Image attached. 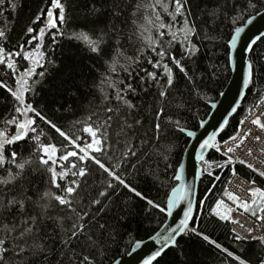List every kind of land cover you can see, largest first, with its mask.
<instances>
[{
  "label": "snow or ice",
  "instance_id": "1",
  "mask_svg": "<svg viewBox=\"0 0 264 264\" xmlns=\"http://www.w3.org/2000/svg\"><path fill=\"white\" fill-rule=\"evenodd\" d=\"M236 2L240 4L241 15H243L246 9H256L260 0L256 2L246 0L244 3L236 0ZM50 3L51 8L46 12V28L55 29L51 40L53 43H58L57 36L64 35L60 25L67 22L66 5L61 0H50ZM22 6L20 0H0V18H3L9 10L12 13L17 12ZM197 7L196 0H104L99 7L93 3L85 17L86 22L93 25L103 23L106 27L95 39L86 33H78L71 38L83 40L96 57L101 60L107 57L110 63L99 78V83L93 79L95 90L93 87L88 89L89 95L95 100L90 114L81 121H74L72 126L67 128L49 118L38 104L34 106L30 102L31 97H34L36 93L35 86L40 83L39 79L33 78H45L46 74V70L37 72V68H45L46 64L55 63L48 59L46 52L41 51L46 35L45 29H40L38 36L32 37V40L39 41L35 48L25 51V45L21 44L17 51H12L6 48V45L9 43L13 29L7 18L0 20V24L3 25L0 26V66L10 70L14 78V86H10L5 80H0V89L5 90L13 101V112L9 113L10 118L5 120L3 128H0V170L3 172V175H0V264H49L50 258L57 252L66 259L52 261L51 264H73L74 260L76 264H94L87 254L80 258L79 250L95 248L96 241L92 239V229L95 227L93 221L104 207L101 198L108 195L107 190L111 189L113 184L111 181H106L103 185L104 190L96 189V194L92 195L89 191L92 187L89 184L91 176L93 172L102 170L119 185L133 192L136 197H142L140 191L121 178L118 174L120 168L130 163L132 158L140 162L142 155H151L152 153H149L145 147L146 142L158 140L168 125L177 128L181 133L185 132V128L180 126V120H173L168 112L173 99L170 89L174 85L173 70L169 67V63L179 69L188 80L193 79L185 70L182 60L194 58L200 51L192 40V37L198 35L196 21L192 19ZM56 9L59 10L58 15H54L53 10ZM44 15L41 11V16ZM254 19H256L255 16L252 17V20ZM39 20L40 16L33 23ZM252 20L247 22L251 24ZM109 21H111L110 24ZM235 31L236 36H239L243 29L236 28ZM27 32L33 33L34 29L28 27ZM165 37L168 38L165 39ZM256 39L260 40L261 37L257 36ZM32 40L27 43L31 45ZM231 43L235 46V37L231 39ZM176 45L183 48L179 59L171 54ZM149 50L153 54L151 57L147 54ZM21 57L30 65L24 71H20L16 62ZM142 59L151 65L152 71L146 67H137ZM121 60L124 62L120 63ZM70 67L73 66H62L60 71H68ZM248 68L251 77V63ZM160 69L162 72L158 75L156 70ZM89 71L92 70L89 69ZM141 71L144 75L136 85H133L130 80L140 76ZM73 80L74 76L69 71L68 79L63 81V84L67 85ZM249 82L250 80L245 81L246 84ZM141 85H147L143 87V91L152 95L156 101L151 134L146 121L140 118L141 107L129 99L130 96L138 95L137 89ZM72 87L77 93L80 92L78 85L73 84ZM151 87L156 88L157 91L151 92ZM64 90L71 89L66 87ZM89 103L92 105L93 101ZM176 107L179 108L181 105ZM162 117L164 120L161 119ZM252 123L264 129V124H261L259 119H253ZM41 125L46 126L49 131L54 130V133L62 138L59 148L56 144L41 141V136L46 134ZM9 126H14V131L10 132ZM77 126L81 133L87 134V138L72 130ZM195 135V132H187L188 137H195ZM239 135L237 133L232 136L230 141H237ZM249 135L250 133H245L235 145L227 146L230 145V141H225L226 147L223 152H221V146L214 143V136L204 140L200 144L199 158L207 165L208 176H212L213 164L204 159L205 150L214 149L216 153L226 157L227 159L215 165L225 169L237 163V158L234 157L235 150ZM256 139L260 138L256 137ZM30 140L34 141L31 146L34 148L31 158L25 157L23 153L18 154L20 145L25 151H29ZM14 145L17 149L9 147ZM6 148L9 150L8 155L5 154ZM58 152L61 154L57 158ZM163 160L167 161L168 157L163 156ZM58 162L60 171H57L55 167ZM238 163L245 165L246 161L239 159ZM93 165L97 167L94 168ZM132 166L135 168L134 164ZM165 167H168L167 163ZM247 167L253 172H258L260 177H264V171L250 163ZM26 168L29 170L28 173L25 172ZM32 170L48 174L50 185H54L63 193L54 195L51 191L44 192L40 199L47 202L40 204L39 210L36 202H32L31 197L23 194V177L30 174ZM232 173L235 175L234 167ZM69 174L74 179L67 186L62 187L60 183H57L58 178L65 179ZM176 178L181 179L180 176ZM215 179L220 180V175H217ZM255 183L256 181L253 180L252 184L255 185ZM223 195L232 202L234 207L226 204L221 198L216 201L215 207L211 208L209 216L216 217L219 221L239 224L246 234H241L233 228L234 241L256 240L264 245V235H253L256 230L255 225L246 228L245 225L240 224L239 220L232 219L231 215L242 209L241 214H249L261 222V227H264V190L253 187L250 191L252 198L250 201H241L239 196L227 189L224 190ZM194 196L193 187L183 196H177V191H174L172 198H169L164 205L151 199L147 200V204L153 209H157L160 213L166 212L169 217L173 215V210L181 202L186 203V208L180 209L183 219L161 236L160 248L145 260V264H153V261H157V258L161 256L164 258L159 261V264H165L168 259V256L164 255L166 249L169 247L177 249V236L189 233L201 237L203 241L225 253L238 264H249V261L234 255L228 248L222 247L215 239H211L208 234L198 231L197 228L201 226L199 222L189 227L194 213ZM28 202L31 203L26 209ZM93 205L101 207L93 210ZM48 227H52L51 233L47 231ZM98 227L104 229L105 225L100 223ZM57 244H59L58 249ZM259 264H264V258L259 260Z\"/></svg>",
  "mask_w": 264,
  "mask_h": 264
},
{
  "label": "trees",
  "instance_id": "2",
  "mask_svg": "<svg viewBox=\"0 0 264 264\" xmlns=\"http://www.w3.org/2000/svg\"><path fill=\"white\" fill-rule=\"evenodd\" d=\"M20 2L23 6L17 12L12 13L9 10L3 18H0V20L7 18L13 29L6 48L17 51L18 46L23 44L25 51L32 50L39 43L38 40H32V37L38 36L40 29H45L46 35L41 51L46 52L48 59L55 63L53 65L46 64L45 68H37V72L46 70V74L45 78H33L39 79L40 83L35 86L36 93L34 97H31L30 102L34 106L38 104L39 108L43 109L44 113L58 125H63L65 128L70 127L74 121H81L90 114L95 100L89 95L88 89L93 87L95 90L93 79L99 83V78L110 63L107 57L103 60L96 57L83 40L71 37L78 33H86L95 39L100 34L106 25L103 23L93 25L86 22L85 17L93 3L99 7L104 3V0H61L66 5L67 22L60 25L64 35L57 36L58 43H53L51 40L55 29L46 28V12L51 8L50 0H20ZM244 2L246 0H241V3ZM252 2H256V0H252ZM196 4L198 7L195 9L192 19L196 21L198 35L192 37V40L200 51L196 57L182 60L185 70L193 79L188 80L179 69L169 63V67L173 70L174 85L170 89L173 99L168 112L173 120H180V126L188 131H196L199 128L201 122L209 115L211 105L219 99L230 79V43L236 33V28L242 27L252 16L264 9V0H260L256 9H246L243 15H241L240 4L236 0H196ZM41 11L44 12V16H41ZM53 11L54 15H58V9ZM38 16H40V20L33 23ZM110 23L111 21H109ZM0 26L3 25L0 24ZM28 27H32L34 32L28 33ZM167 38L165 37V39ZM29 40H32L31 45L27 43ZM181 52H183V48L176 45L171 54L179 59ZM147 54L150 57L153 55L150 50ZM249 61L253 70L252 86L243 105L219 138L220 141L227 140L236 134L249 110L258 99L264 96V38L254 48ZM16 62L20 71H24L26 67L30 66L22 57L18 58ZM123 62V60L120 61V63ZM62 66L73 67H70L68 71L61 72ZM137 67L153 70L151 65L143 59ZM89 69L92 71L90 72ZM69 71L72 72L74 80L65 85L63 81L68 79ZM156 71L159 75L162 69ZM6 72L7 75H5ZM143 75L144 73L141 71L140 76H136L130 82L136 85ZM0 80H5L10 86H14V78L10 70L3 66H0ZM86 81L87 83H85ZM73 84L80 87L79 93L72 87ZM145 86L147 85H141L137 89L138 95L130 96L129 99L141 107L140 118L146 121L151 134L156 101L152 95L143 91ZM66 87L71 90L65 91ZM150 91L156 92L157 89L151 87ZM89 101H93L92 105ZM12 105L13 101L10 95L0 89V128H3V122L10 118L9 113L13 112ZM62 105L65 106L61 107ZM176 105H181V107L177 108ZM161 119L164 120L163 117ZM41 127L46 133L41 136V141L56 144L59 148L62 138H59L54 130L49 131L44 125ZM9 130L10 132L14 131V126H9ZM72 130L87 138L86 133L79 131V126ZM28 143L29 151H25L24 147L20 145L18 154L23 153L25 157L31 158V152L34 151L31 146L34 141L30 140ZM188 143L189 138L185 133L168 125L158 140L146 142L145 147L149 153H152L151 155H142L140 162L136 158H132L130 163L120 168L118 174L121 178L131 187L140 191L142 197H136L133 192L119 185L102 170L93 172L89 181L92 186L89 191L92 195L96 194V189L104 190L103 185L106 181H111L113 187L107 190V196L101 198L104 207L97 213L96 220L93 221L95 227L92 229V239L96 241V246L91 250L80 249V258L87 254L94 264H112L127 255L136 242L148 239L159 230L167 219V213H160L157 209H153L147 204V200L151 199L156 203L166 204L170 192L177 184L178 167ZM9 147L17 149L15 145ZM5 154H9L8 148H6ZM60 154L57 153V158ZM165 155L168 157L167 161L163 160ZM225 159L226 157L216 153L214 149L206 157V161L213 164V169L217 163ZM165 163L168 164V167H165ZM133 164L135 168H133ZM106 166H108L107 162ZM55 167L57 171L61 170L59 162ZM93 167L97 166L93 165ZM232 168V166L225 169L217 167L215 171H212L211 177L206 173L203 174L199 185L198 209L190 227L199 222L201 226L197 228L198 231L208 234L211 239H215L222 247L228 248L234 255H239L249 261V264H259V260L264 258V245H261L259 241H234V233L231 231L229 221H219L216 217L209 216L211 208L215 207L216 201L221 198L225 200L226 204L234 207L232 202L223 195L232 174ZM234 168L235 172L264 186V178L255 175L244 166L236 165ZM28 171L26 168L25 172L28 173ZM0 175H3L2 170H0ZM217 175H220V180L215 179ZM72 179L74 178L69 174L65 179L58 178L57 183H60L62 187L67 186ZM23 180V194L31 197L32 202H36L38 210L40 204L47 202L40 199L44 192L51 191L54 195L63 194L54 185H50L48 174L32 170L30 174L23 177ZM30 203H26V209ZM100 207V205H93L92 209ZM100 223L105 225L104 229H99ZM47 231L51 233L52 227H48ZM177 244V249L172 248L164 254L168 256L165 264H238L194 233L184 234ZM56 247L58 249L59 244ZM163 258L164 256L155 264H159ZM64 259L66 258L57 252L50 258L49 264L52 261ZM73 264H76L75 260Z\"/></svg>",
  "mask_w": 264,
  "mask_h": 264
},
{
  "label": "water",
  "instance_id": "3",
  "mask_svg": "<svg viewBox=\"0 0 264 264\" xmlns=\"http://www.w3.org/2000/svg\"><path fill=\"white\" fill-rule=\"evenodd\" d=\"M256 19L252 20L249 24L246 22L242 27L243 31L234 37L236 38L235 46L230 43V79L221 93L219 99L211 105V110L207 118L201 122L199 128L195 132V137H188L185 130L186 136L189 138V143L183 153L182 160L178 167L177 176L181 179H177L176 186L172 189L169 194V198H172L173 192L177 191V196H183L189 189L194 187V213L192 220L189 223V227L196 216L198 209V193L200 181L203 177V172L200 167V144L203 143L209 136H214V143L221 137L225 131L227 125L238 112L240 107L243 105L248 91L250 90L253 82V70L251 71V77L249 76L248 65L251 53L253 52L256 45L264 38V9L254 15ZM260 36L261 39L257 40L256 37ZM246 80H250L249 83H245ZM215 105V107H213ZM199 141V143L197 142ZM211 149H207L204 152V159L209 155ZM181 208H186V203L181 202L176 209L173 210L171 217L167 216L165 223L159 228V230L146 240L136 242L127 255L117 259L112 264H145V260L149 259L151 254L160 248L161 236L166 234L171 227H175L179 224L180 220L183 219V213L180 211ZM179 213V215H177ZM184 234L177 236L178 240ZM139 245V247H137ZM135 248V251L133 249ZM172 249L169 247L166 249ZM165 252V253H166ZM164 253V254H165ZM162 257V256H161ZM158 257L157 261L161 258ZM153 261V264L155 262Z\"/></svg>",
  "mask_w": 264,
  "mask_h": 264
},
{
  "label": "built area",
  "instance_id": "4",
  "mask_svg": "<svg viewBox=\"0 0 264 264\" xmlns=\"http://www.w3.org/2000/svg\"><path fill=\"white\" fill-rule=\"evenodd\" d=\"M253 119H259L261 124H264V96L257 100L253 106V110L243 119V123H241L238 131L235 134H240L237 141H230V139H228L226 141H230V145L227 146L235 145L239 142L240 137H243L245 133H250L247 139L244 140L243 144H241V146L235 150L234 157L237 158V163L235 165L239 164V159H243L246 161V164L243 166L247 167V164L250 163L257 169L264 171V129L260 128L258 125H254L252 123ZM256 137H259L260 139L257 140ZM217 144L221 146V152H223L226 147L225 141L219 142ZM249 152H251V155H249ZM201 167L206 169V164L201 163ZM255 173L258 174V172ZM229 181H231V183H229ZM253 187H259L264 190L263 186L258 184L253 185L252 181L248 180L239 173H235V175L232 174L228 179L226 189L239 196L241 201H250L252 199L250 191ZM241 213L242 210L233 212L232 219L239 220L240 224L245 225L246 228L253 227L255 225L256 230L253 235H264V227L260 226V221L254 217H251L250 215H247L246 213ZM230 227L231 231L233 228H235L237 232L246 234L244 233V230L240 228L239 224L231 223Z\"/></svg>",
  "mask_w": 264,
  "mask_h": 264
},
{
  "label": "rangeland",
  "instance_id": "5",
  "mask_svg": "<svg viewBox=\"0 0 264 264\" xmlns=\"http://www.w3.org/2000/svg\"><path fill=\"white\" fill-rule=\"evenodd\" d=\"M215 169H217V167H215L214 169L212 168L211 171H215ZM232 215V214H231Z\"/></svg>",
  "mask_w": 264,
  "mask_h": 264
}]
</instances>
